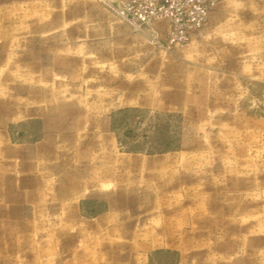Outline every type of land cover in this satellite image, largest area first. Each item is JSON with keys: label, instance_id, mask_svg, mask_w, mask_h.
Listing matches in <instances>:
<instances>
[{"label": "rangeland", "instance_id": "rangeland-1", "mask_svg": "<svg viewBox=\"0 0 264 264\" xmlns=\"http://www.w3.org/2000/svg\"><path fill=\"white\" fill-rule=\"evenodd\" d=\"M264 264V0H0V264Z\"/></svg>", "mask_w": 264, "mask_h": 264}, {"label": "crops", "instance_id": "crops-1", "mask_svg": "<svg viewBox=\"0 0 264 264\" xmlns=\"http://www.w3.org/2000/svg\"><path fill=\"white\" fill-rule=\"evenodd\" d=\"M148 259V258H147ZM144 264H150L149 259L144 262Z\"/></svg>", "mask_w": 264, "mask_h": 264}]
</instances>
